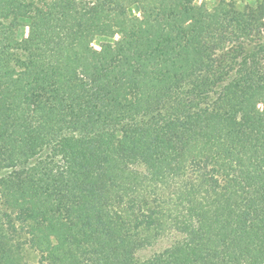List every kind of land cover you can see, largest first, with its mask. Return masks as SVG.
I'll return each instance as SVG.
<instances>
[{"label":"trees","instance_id":"trees-1","mask_svg":"<svg viewBox=\"0 0 264 264\" xmlns=\"http://www.w3.org/2000/svg\"><path fill=\"white\" fill-rule=\"evenodd\" d=\"M241 4L0 0V264H264V0Z\"/></svg>","mask_w":264,"mask_h":264},{"label":"rangeland","instance_id":"rangeland-1","mask_svg":"<svg viewBox=\"0 0 264 264\" xmlns=\"http://www.w3.org/2000/svg\"><path fill=\"white\" fill-rule=\"evenodd\" d=\"M217 1L218 0H197V4L199 6L206 4L208 7L211 8L217 3ZM232 1L237 2V3H239V2L242 3L241 7H243L244 3H250V2L252 3L253 1H256V0H243V1H245L244 3L242 0H232ZM21 36H23V37L24 36H31V28L28 27L26 29V32L24 30L22 32ZM99 44H100L99 41L95 42V48L97 50L100 49ZM176 238H178L176 235H167L166 237H162V238L158 239L153 246L139 251L136 254V258L141 262L146 261V260L150 259L151 257H153L154 255L161 253L165 249L170 247L173 244V242L176 240ZM34 254H36L35 251L28 250V252L26 253V259L30 262H36Z\"/></svg>","mask_w":264,"mask_h":264}]
</instances>
